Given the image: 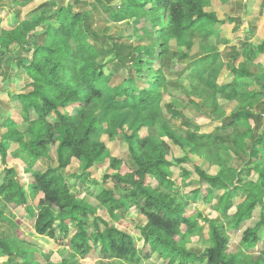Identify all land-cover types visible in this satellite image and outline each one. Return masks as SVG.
<instances>
[{
    "label": "trees",
    "instance_id": "obj_1",
    "mask_svg": "<svg viewBox=\"0 0 264 264\" xmlns=\"http://www.w3.org/2000/svg\"><path fill=\"white\" fill-rule=\"evenodd\" d=\"M33 1L11 0L10 4L26 7ZM50 1L53 5L42 2L15 25L0 29V62L14 61L19 74L28 79L17 95L26 129L19 130L11 117L0 124L6 127L0 141V218L6 209L30 207L29 198L38 196L35 211L29 213L35 233L59 245L69 244L76 257L94 256L97 264L112 259L138 264L155 253L167 264H264V73L232 66L233 80L219 87L208 80L205 85L210 91L202 81L216 66L219 53L209 52L190 61L180 72L191 70L189 95L199 93L201 103L213 107L212 113L219 111L216 93L236 102V109L215 127L225 133H201L196 127L179 135L168 126L162 127L158 140L147 133L161 115L167 88L162 64L170 52L169 41L184 46L181 58H187L193 39L210 37L220 22L214 12L206 10L209 0H121L125 17H149L159 42L136 51L128 61L131 44L114 41L111 59L121 63L125 77L113 86L108 85L106 75L112 71L106 73V61L89 40L92 31L85 11L73 7L79 0ZM257 6L263 11L264 0H258ZM230 21L241 24L237 18ZM257 50L264 52V38ZM240 77L256 81L259 87L237 89ZM179 114L172 110L174 118ZM142 130L146 134L141 135ZM118 133L124 137L132 166L108 156L100 140L103 134L111 139ZM10 139L18 144L12 153L8 152ZM170 143L180 149L174 162L169 159ZM230 152L241 156L239 167L228 163ZM9 155L25 160L31 182L26 184L17 168L7 165ZM193 155L208 162L215 158L218 168L206 171L191 160ZM73 159L81 170L73 174L77 178L102 159L113 169L103 175L94 202L71 191L63 171ZM40 160L47 161L46 168L34 169ZM172 167L197 186L180 196L185 182L174 177ZM190 198L201 204L214 201L217 217L201 212L188 215L185 199ZM101 209L117 222L121 218L130 221L127 214L136 212L142 218L135 226L142 244L138 245L127 227L106 221L99 214ZM229 231L240 232L239 245L247 252L240 259L227 252ZM191 236L200 237L201 251L187 247ZM258 246L263 248L257 257L248 253ZM12 254L11 241L0 233V257ZM19 264L38 263L23 260Z\"/></svg>",
    "mask_w": 264,
    "mask_h": 264
},
{
    "label": "rangeland",
    "instance_id": "obj_2",
    "mask_svg": "<svg viewBox=\"0 0 264 264\" xmlns=\"http://www.w3.org/2000/svg\"><path fill=\"white\" fill-rule=\"evenodd\" d=\"M5 0L0 3V29L2 27H11L24 18L25 14L42 2H46L47 6H51L50 0H34L26 7H19L14 3L4 4ZM255 0H209L206 10L214 12L220 22L216 23L214 30L210 37H195L193 39V47L189 52L187 58H181V53L185 51L184 46L177 45L175 40L169 41L170 52L165 60L163 70L166 78V93L164 94L161 103V115L157 122L147 130L153 140H158L161 137L162 127L168 126L177 134L183 135L184 131H193L198 127V132H205L212 135L225 133L219 131L215 127L219 126L221 119L229 115L236 109L235 101H227L219 93L215 94L219 111L212 113L213 107L203 105L201 102L203 98L199 93L190 94L191 86L188 77L191 74L190 69H185L181 74L182 68L190 61L196 60L198 57L209 52L217 51L219 59L216 66L210 68V71L205 75V81H202V86L208 90L205 85L208 80H213L216 87L222 84L229 83L233 80L232 66L244 65L252 72L258 75L264 73V52H258L257 46L262 42L264 37V10L259 11L257 2ZM68 0H63L66 4ZM79 0V3L73 2L75 10H82L86 13L87 22L92 31L89 40L94 44L99 54L106 61L105 70L108 76V85L113 86L122 83L125 77V70L121 63L111 59L113 55L112 43L114 41L131 44L132 50L128 61L136 51L152 47L159 42L156 34L152 31L153 26L150 19L146 15L125 17L123 13V5L121 0ZM53 5V4H52ZM244 6L248 8L244 10ZM240 19L242 26H237V21L232 22L230 19ZM249 29V32L244 30ZM245 43L246 45L244 46ZM13 52H16V47H12ZM237 55L232 59V55ZM151 60V59H150ZM131 63L128 62V65ZM261 66V67H260ZM4 72V79L0 75V124L7 118H13L17 121L18 129L24 131L27 124L20 116V106L17 95L24 90V85L27 82V76H18L20 68L14 62L6 59L0 67V71ZM195 81V80H194ZM196 82V81H195ZM124 84H127L124 83ZM235 85L237 89H255L258 88V83L254 80H248L246 77L237 79ZM210 90V89H209ZM211 91V90H210ZM172 110L179 112L178 117L172 116ZM122 114L117 115L121 118ZM243 130L242 126H238ZM230 130V129H229ZM228 130V131H229ZM6 131V127L0 125V141ZM227 132V131H226ZM141 135L146 134L142 130ZM57 140L60 139V134L57 135ZM100 140L106 144V152L108 156L122 159L129 167L132 166V161L127 151V145L121 133H118L113 138L108 139L105 134L101 135ZM171 151L169 159L174 162V158L180 153V149L170 143ZM18 147L14 139L8 141V152L12 153ZM51 157H55L54 148L50 152ZM228 163L231 166L239 167L241 165V156L230 152ZM191 160L199 165L201 168L212 173L218 167L216 159L211 161L199 158L198 156H191ZM7 165L14 166L23 181L28 184L31 182V175L25 170V160L22 157L9 155L7 158ZM47 161H37L34 169L44 170ZM79 162L73 159L71 164L63 171L67 181L70 184L73 194L80 198H85L89 202H94L95 196L99 193V184L105 173L113 172L110 168L107 159L97 162L92 168L81 173L77 178L74 173H80L78 169ZM188 168H192V163H187ZM3 164L0 163V172ZM174 177L179 181L184 178L179 176V169L177 167L171 168ZM88 173V177L86 176ZM2 175L0 174V181ZM85 181V182H84ZM185 183L181 184L182 194L188 193L194 189L197 184L190 179H184ZM221 191L218 192L220 194ZM38 196L29 198L28 205L30 207H17L13 209H6L0 218V233L11 241L13 246V254L8 258L7 256L0 257L3 264H19L21 261H33L38 264H97L95 257L79 258L72 254L69 244L59 245L49 238L35 233L33 229V217L29 214L36 209ZM239 199L235 198V202ZM187 214L192 216L196 212H201L209 217H217V213L213 209L214 201L210 204H201L200 201L192 198L185 199ZM117 214L121 215L118 210ZM99 214L103 216L106 221L114 223L116 226L126 228L132 231L134 236L138 239V245L142 242L139 239L136 231V225L142 218L133 210L127 214L130 221L121 218L119 222L112 220V218L101 209ZM220 222L223 221V216L219 217ZM129 222V223H128ZM201 223V222H200ZM130 225V226H129ZM72 226L70 225V229ZM73 230V229H71ZM230 241L227 252L233 253L238 259L242 258L247 252L239 245L240 232L232 233L229 231ZM204 236H207V231L204 229ZM199 236H191L190 243L187 244L189 249L202 250L203 244ZM262 246H258L252 250L251 255L257 257L262 252ZM108 264H121L120 261L112 259ZM138 264H167L166 260L161 259L158 254H153L149 259H143Z\"/></svg>",
    "mask_w": 264,
    "mask_h": 264
},
{
    "label": "crops",
    "instance_id": "obj_3",
    "mask_svg": "<svg viewBox=\"0 0 264 264\" xmlns=\"http://www.w3.org/2000/svg\"><path fill=\"white\" fill-rule=\"evenodd\" d=\"M254 2H258V0H255ZM0 3H2V0H0ZM28 6V5H27ZM257 8H258V6H257ZM245 11H247L248 10V8L247 7H245V9H244ZM258 10H259V8H258ZM243 23V22H242ZM242 23L239 25V28H241V27H243L242 26ZM247 30H248V28H247ZM247 30H244V31H247ZM264 38V37H263ZM263 40V39H262ZM261 40V41H262ZM6 60V59H5ZM4 60V61H5ZM4 61H2V62H0V67H2V65H3V63H4ZM14 62V61H13ZM0 75L2 76V78L4 77V72L1 70L0 71ZM18 76L20 77V76H25L24 74H18ZM4 79V78H3ZM27 82H28V80H27ZM27 82H26V84H27ZM26 84L24 85V88H25V86H26ZM24 91V90H23Z\"/></svg>",
    "mask_w": 264,
    "mask_h": 264
},
{
    "label": "water",
    "instance_id": "obj_4",
    "mask_svg": "<svg viewBox=\"0 0 264 264\" xmlns=\"http://www.w3.org/2000/svg\"><path fill=\"white\" fill-rule=\"evenodd\" d=\"M4 4H9V0H5L4 1Z\"/></svg>",
    "mask_w": 264,
    "mask_h": 264
},
{
    "label": "clouds",
    "instance_id": "obj_5",
    "mask_svg": "<svg viewBox=\"0 0 264 264\" xmlns=\"http://www.w3.org/2000/svg\"><path fill=\"white\" fill-rule=\"evenodd\" d=\"M114 2H116V0H114ZM0 264H3L2 260H0Z\"/></svg>",
    "mask_w": 264,
    "mask_h": 264
}]
</instances>
